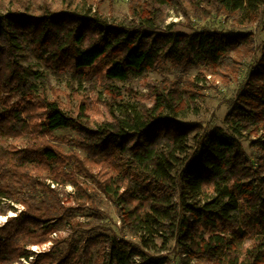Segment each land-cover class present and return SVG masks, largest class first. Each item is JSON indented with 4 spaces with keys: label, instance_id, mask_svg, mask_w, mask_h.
Returning <instances> with one entry per match:
<instances>
[{
    "label": "trees",
    "instance_id": "obj_1",
    "mask_svg": "<svg viewBox=\"0 0 264 264\" xmlns=\"http://www.w3.org/2000/svg\"><path fill=\"white\" fill-rule=\"evenodd\" d=\"M106 1L0 0L7 10L0 13V57L8 55L13 75L22 81L13 53L16 30L38 51L50 49L55 63L75 75L98 69L105 81L126 82L172 64L177 77L166 81L159 105L173 110L178 99L199 97L200 78L189 76L192 68L200 67L203 76L227 84L258 51L251 33L202 29L182 34L173 32L175 24L166 30L142 23L122 27L84 15L89 6ZM174 2L188 21L220 14L237 17L244 27L252 25L264 8V0ZM156 4L153 0L145 7L132 0L131 12L139 20L145 11L159 18ZM57 28L67 29L68 36L59 40ZM1 79L0 69V84ZM29 92L38 105L26 99L12 104L0 95V198L24 208L0 226V264L28 257L29 246L49 242L51 247L31 264H136L137 257L147 258L146 264H161L159 257L144 250L146 237L160 232L175 241L181 264H190L192 257L241 264L238 248L248 240L253 243L245 264L261 261L264 139L254 141L258 150L251 156L239 137L245 123L264 117V52L230 101L233 109L226 119L230 132L138 111L119 120V130L112 132L109 124L90 121L82 102L71 113L60 101H50L32 88ZM64 130L83 137L56 136ZM63 183L74 186L75 205H67L60 196L56 185ZM115 183L121 188L117 196L111 192ZM102 195L115 205L121 229H129L138 243L126 240L123 231L107 234L97 226L83 238H72L62 252L67 240L53 234L65 220L87 213L100 225L109 218L100 208ZM221 228L227 230L224 235L206 240V234Z\"/></svg>",
    "mask_w": 264,
    "mask_h": 264
},
{
    "label": "rangeland",
    "instance_id": "obj_2",
    "mask_svg": "<svg viewBox=\"0 0 264 264\" xmlns=\"http://www.w3.org/2000/svg\"><path fill=\"white\" fill-rule=\"evenodd\" d=\"M132 0H107L100 6L92 5L87 8L84 15L98 17L106 20L110 25L132 27L135 24L142 23L149 28H160L166 30L170 25H174L173 32L182 34H192L202 29L218 30L232 33H251L254 36L255 44L258 51L246 61V66L241 74L234 77L230 83L225 84L220 78L212 75L203 76L200 67H194L189 72L192 78H200L198 83L199 97L190 100L187 97L178 99L174 103V109L161 108L160 94L165 87L167 80L174 81L177 72L172 64L164 66L158 71L148 70L139 76H132L128 81H105L98 73V69L87 70L83 75L74 74L66 69L60 68L51 56L50 49L38 51L27 37L18 35L16 30L12 33L17 37L16 47L13 53L17 59L16 70L24 78L22 81L17 80L11 69L13 65L9 61L7 54L0 57L1 84L0 95L9 102L16 103L22 99L38 105V100L32 99L30 88L36 94L44 95L50 101H60L65 110L74 113L80 102L84 103L87 108V117L90 121H100L109 124L112 132H117L118 122L121 119L128 118L132 113L141 112L145 115L156 113V117H169L179 122L190 125H202L208 128H222L229 131L227 116L231 113L233 107L230 105L238 94L241 85L245 82L250 69L261 60L264 52V8L261 15L256 18L250 26H240L237 23V17H226L224 15L212 14L210 16H201L188 21L179 11L174 0H156V9L160 12L159 18H156L148 11L142 14V19L136 18L131 12ZM143 6L153 0H139ZM7 10L0 5V13L4 14ZM191 22V23H190ZM16 31V32H15ZM59 40L68 36V30L57 28ZM6 42H4L5 45ZM93 71V72H92ZM27 82V83H25ZM111 106V107H110ZM133 115V114H132ZM73 136L83 137L82 134L73 130L58 131L56 136ZM264 139V117L255 121L245 123L243 135L239 137L245 151L255 156L257 146L254 141ZM66 152L71 149L68 146L59 144ZM81 156L85 157L82 151ZM46 175L44 176V178ZM85 181V179H83ZM67 205H75L76 191L73 185L63 183L56 185ZM111 192L117 196L121 192L118 184L111 188ZM18 204L13 201L0 198V226H3L11 214L17 212ZM101 210L108 215L100 225L90 221L87 213H78L73 218L64 221L60 230L53 234V237H61L67 240L63 244L61 251H65L69 246L72 238H83L87 231L93 227L101 226L97 230L112 234L113 232L125 235L126 240L133 242L139 239L133 235L129 229H121L122 220L117 213L115 205L105 196L102 195ZM9 216V217H8ZM7 220L5 221V219ZM79 223L84 225L80 226ZM192 224L195 226L194 221ZM104 229H106L104 231ZM224 228L220 231H212L206 234V240H215L218 236L224 235ZM141 235L142 233H138ZM144 234V233H143ZM145 235V234H144ZM52 243V242H51ZM252 241L248 240L238 248L241 257V264H245L251 258ZM49 245L48 243H46ZM44 245H32L40 246ZM53 244V243H52ZM51 244V245H52ZM31 247V246H29ZM49 247V246H48ZM47 247V248H48ZM51 247V246H50ZM49 247V248H50ZM109 244L106 245L108 249ZM237 247L232 246V250ZM101 246L94 250L93 261L98 257ZM144 250L149 256L159 257L161 264H181L180 259L176 256L175 241L171 240L165 233H157L155 237H146V246ZM186 256V255H184ZM147 258L137 257L136 264H146ZM7 264H13L7 263ZM190 264H215L210 261H201L195 257L190 258ZM258 264H264V253L261 255V261Z\"/></svg>",
    "mask_w": 264,
    "mask_h": 264
},
{
    "label": "built area",
    "instance_id": "obj_3",
    "mask_svg": "<svg viewBox=\"0 0 264 264\" xmlns=\"http://www.w3.org/2000/svg\"><path fill=\"white\" fill-rule=\"evenodd\" d=\"M17 207H18V211L15 212V213H13V214H11L10 217L17 216V214L24 209L20 205H18ZM8 217H6L5 221L7 220ZM48 244L49 245L46 244L43 248H40V246H31V247H28V250H29L28 257H24V258H22V259H20V260H18L16 262H13V264H31L35 260L36 256L38 254H40V253H43V252L47 251L49 249V247L51 246L52 243L49 242Z\"/></svg>",
    "mask_w": 264,
    "mask_h": 264
}]
</instances>
